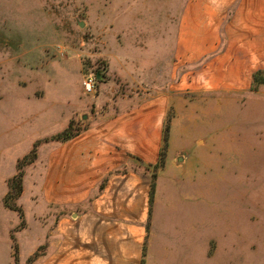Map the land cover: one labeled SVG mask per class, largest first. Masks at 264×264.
I'll use <instances>...</instances> for the list:
<instances>
[{
	"label": "rangeland",
	"instance_id": "1",
	"mask_svg": "<svg viewBox=\"0 0 264 264\" xmlns=\"http://www.w3.org/2000/svg\"><path fill=\"white\" fill-rule=\"evenodd\" d=\"M183 2L0 0V264H46L63 240L62 219L87 225L88 153L69 162L75 144L61 138L162 94H172L170 131L152 206L199 216L173 221L170 261L182 259L177 250L186 239L195 241L183 223H205L207 235L216 220L244 231L238 259L264 264V84H253L264 60H244V76L200 80L218 90L190 92L187 80H197L186 73L209 59L188 65L175 58ZM91 76L88 94L83 83ZM230 79L241 87L227 85ZM149 166L135 159L123 172L152 178ZM87 238L77 236L82 244Z\"/></svg>",
	"mask_w": 264,
	"mask_h": 264
},
{
	"label": "crops",
	"instance_id": "2",
	"mask_svg": "<svg viewBox=\"0 0 264 264\" xmlns=\"http://www.w3.org/2000/svg\"><path fill=\"white\" fill-rule=\"evenodd\" d=\"M182 5L176 11L175 58L188 65L209 59L195 73H186L197 80L195 84L187 80L190 92L218 90L219 86L206 88L201 81L228 73L244 76V60H264V0H184ZM167 30L168 34L172 31L171 25L163 27V33ZM227 81L235 87L242 84L240 80ZM171 103L172 94H162L95 122L69 140L75 144L69 162L73 156L88 153L83 169L88 171V215L81 220L87 225L62 219L59 232L63 240L46 264H244L237 252L238 245H244V231L238 232L231 223L222 227L216 220L208 224L207 235L205 223L195 227L183 223L195 241L190 246L193 238L186 239L181 251L177 250L182 259L170 261L173 249L169 240L176 228L173 221L199 220L198 214L153 209L151 176L123 172L135 159L157 164ZM192 151V156L198 153ZM167 168L166 164L164 172ZM158 177L153 197L156 207L161 174ZM202 233L205 235L200 238ZM82 234L88 237L85 244L77 239Z\"/></svg>",
	"mask_w": 264,
	"mask_h": 264
},
{
	"label": "trees",
	"instance_id": "3",
	"mask_svg": "<svg viewBox=\"0 0 264 264\" xmlns=\"http://www.w3.org/2000/svg\"><path fill=\"white\" fill-rule=\"evenodd\" d=\"M264 71H258L255 73L254 77H253V84L254 85H257V84H264ZM170 131V128L169 126L166 127V134H164V143L167 145L168 144V139H169V136H168V133ZM73 137L75 136H69V135H66L64 137H62L61 139H63L64 141H68L70 139H72ZM164 167V162L160 161L158 162V164L156 165H150L149 166V170L150 168H153L155 171H154V174L152 175V192H151V201L153 200V196H154V192H155V188H156V178H157V172L160 168Z\"/></svg>",
	"mask_w": 264,
	"mask_h": 264
},
{
	"label": "built area",
	"instance_id": "4",
	"mask_svg": "<svg viewBox=\"0 0 264 264\" xmlns=\"http://www.w3.org/2000/svg\"><path fill=\"white\" fill-rule=\"evenodd\" d=\"M96 78L94 76L88 77L83 83L86 93H93L95 89Z\"/></svg>",
	"mask_w": 264,
	"mask_h": 264
},
{
	"label": "water",
	"instance_id": "5",
	"mask_svg": "<svg viewBox=\"0 0 264 264\" xmlns=\"http://www.w3.org/2000/svg\"><path fill=\"white\" fill-rule=\"evenodd\" d=\"M97 79H98V80H101V79H102L101 72H99V73L97 74Z\"/></svg>",
	"mask_w": 264,
	"mask_h": 264
}]
</instances>
